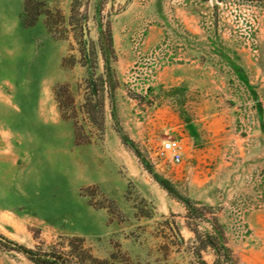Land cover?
I'll use <instances>...</instances> for the list:
<instances>
[{
	"label": "rangeland",
	"instance_id": "1",
	"mask_svg": "<svg viewBox=\"0 0 264 264\" xmlns=\"http://www.w3.org/2000/svg\"><path fill=\"white\" fill-rule=\"evenodd\" d=\"M46 3L27 26L0 0V264L74 237L116 264H198L192 228L214 218L238 264H264V1ZM171 138L180 164L158 155Z\"/></svg>",
	"mask_w": 264,
	"mask_h": 264
},
{
	"label": "trees",
	"instance_id": "2",
	"mask_svg": "<svg viewBox=\"0 0 264 264\" xmlns=\"http://www.w3.org/2000/svg\"><path fill=\"white\" fill-rule=\"evenodd\" d=\"M247 1L263 2L264 0ZM50 13V8L46 0H25L23 20L27 26L36 25L42 16L50 20ZM47 26L49 29L52 28L50 23H47ZM83 29L84 31L87 30L86 22L83 24ZM109 80L111 84V79L109 78ZM58 92V89L55 90L57 97L59 96ZM58 101L64 115L63 103L61 100ZM186 203L188 219H205V213L202 208H199L197 204L193 202ZM211 225L213 226L212 231L204 234L192 228L196 238L194 244L188 247L185 253L191 255L198 264H208L204 258V253L207 252L213 256V264H238V258L234 251L228 246L224 227L219 224L215 218L211 221ZM173 230L175 236L183 244L184 238L181 236L180 232H178L175 227H173ZM17 248L24 252L35 264H116L115 257H111V259L98 258L85 246L83 239L75 237L69 239V250H59L56 245H43L35 249L23 246H17Z\"/></svg>",
	"mask_w": 264,
	"mask_h": 264
},
{
	"label": "built area",
	"instance_id": "3",
	"mask_svg": "<svg viewBox=\"0 0 264 264\" xmlns=\"http://www.w3.org/2000/svg\"><path fill=\"white\" fill-rule=\"evenodd\" d=\"M186 151V145L181 139L171 138L162 144L158 150V155L174 164H180L184 160Z\"/></svg>",
	"mask_w": 264,
	"mask_h": 264
},
{
	"label": "water",
	"instance_id": "4",
	"mask_svg": "<svg viewBox=\"0 0 264 264\" xmlns=\"http://www.w3.org/2000/svg\"><path fill=\"white\" fill-rule=\"evenodd\" d=\"M0 240H3V241H5V239H3L2 237H0Z\"/></svg>",
	"mask_w": 264,
	"mask_h": 264
}]
</instances>
